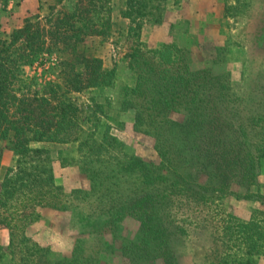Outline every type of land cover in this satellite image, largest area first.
Segmentation results:
<instances>
[{
  "label": "trees",
  "instance_id": "trees-1",
  "mask_svg": "<svg viewBox=\"0 0 264 264\" xmlns=\"http://www.w3.org/2000/svg\"><path fill=\"white\" fill-rule=\"evenodd\" d=\"M87 1L86 7L73 4L71 11L51 6L45 16L0 37V142L10 139L18 157L17 171L10 168L0 182V224L10 231L7 254L15 245L27 244L32 264H59L43 263L49 256L39 255L41 247L27 238L42 209L66 214L71 226L88 229L104 216L134 220L137 238L127 242L145 252L141 264H176L170 244L175 235L186 234L183 224L172 219L178 201L194 206L188 207L191 214L182 212L183 222L204 218L221 233L222 244L209 264H252L254 257L264 256V210H256L259 216L249 220L237 219L232 229L226 224L235 217L227 214L223 202L255 197L250 190L259 183L264 161V105L247 113L255 114L246 120V110L237 111L229 74L193 69L175 45L149 50L138 38L147 22L136 20L149 16L150 1L127 0L129 35L137 37L126 54L127 68L135 83L122 90L119 105L123 112H134L132 131L151 142L153 159L127 153L114 128L102 123L104 105L75 97L110 87L116 67L106 69L97 57L83 58L78 67L71 66V77L64 75L63 83L40 88L23 72L54 51L75 54L82 14L94 13L101 20L93 34L105 33L110 24L107 0ZM32 141L78 142L89 188L65 194L55 184L50 158L29 148ZM1 160L0 147V167ZM78 194L83 196L80 210L72 203ZM256 197L264 207V195Z\"/></svg>",
  "mask_w": 264,
  "mask_h": 264
},
{
  "label": "rangeland",
  "instance_id": "rangeland-1",
  "mask_svg": "<svg viewBox=\"0 0 264 264\" xmlns=\"http://www.w3.org/2000/svg\"><path fill=\"white\" fill-rule=\"evenodd\" d=\"M149 1V16L136 20L147 22L138 32V38L149 50L161 49L164 44L179 47L193 69L206 68L214 74H229L231 85L237 93V111L246 110L244 117L250 119L249 116L255 113H247L258 105H264V0ZM77 2L80 3L79 7H86L88 3L87 0H0V37L8 38L15 30L21 29L27 20L45 16L51 6L71 11ZM107 3L110 24L103 35L93 34L94 29L101 28V20L94 13L82 14L81 22L77 24L81 28V42L75 54L54 51L34 65L25 66L23 72L40 88L47 83H63L64 75L71 77V66L78 67L83 58L97 57L102 59L106 69L116 67V77L110 87L86 90L75 97L81 103L95 100L103 104L107 117L103 118L102 123L114 128L113 134L126 147L127 153L152 160L151 142L132 131L134 112H123L119 105L122 90L135 83L134 73L127 68L126 54L137 39L129 35L131 20L124 15L128 8L127 0H107ZM103 17L106 18V14ZM103 130L102 125L99 133H103ZM0 147L2 182L10 168H17L18 157L11 150L10 139L1 141ZM29 148L42 150L45 152L43 157L50 158L55 184L65 194L89 188L78 142L32 141ZM21 168L25 169L26 165L22 164ZM258 181V185L250 190L255 197L223 202L227 214L235 217L226 226L233 229L237 219L249 220L254 215L259 216L254 213L256 210H264L256 197L264 195V161ZM237 191L246 193L244 189L237 188ZM82 197L78 194L72 198L78 210L83 205ZM189 205L194 207L193 204L180 206L177 201L172 212V219L181 222L186 232L175 235L170 244L177 257L176 264H209L213 261L215 249L222 244L221 233L218 235L204 218H195L192 223L183 222L186 217L182 212L191 214ZM38 211H43L42 216L39 222L28 227L27 238L41 247L39 255L49 256L43 263L141 264L145 252L129 246L127 242L137 238L138 224L134 220L113 221L111 218L109 221V217L104 216L96 220L94 228L88 229L79 224L71 226L65 220L66 214L42 209ZM84 230L87 232L83 233ZM9 239L10 231L0 224V264H32L28 260L31 251L25 249L29 247L27 244L21 245L24 248L15 245L12 253L7 254ZM252 264H264V256L254 257Z\"/></svg>",
  "mask_w": 264,
  "mask_h": 264
}]
</instances>
